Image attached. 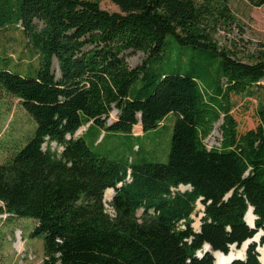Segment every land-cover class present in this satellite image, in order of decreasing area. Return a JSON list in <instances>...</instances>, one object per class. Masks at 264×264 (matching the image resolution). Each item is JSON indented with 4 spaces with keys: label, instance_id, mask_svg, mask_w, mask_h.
Wrapping results in <instances>:
<instances>
[{
    "label": "trees",
    "instance_id": "trees-1",
    "mask_svg": "<svg viewBox=\"0 0 264 264\" xmlns=\"http://www.w3.org/2000/svg\"><path fill=\"white\" fill-rule=\"evenodd\" d=\"M101 1L0 0V45L19 42L28 61L12 70L2 51L0 92L34 125L0 162V213L33 221L42 264H213L210 252L197 255L204 244L227 254L264 232V113L239 132L230 112L232 96L264 105V43L219 45L220 32L241 30L229 0H108L118 12ZM172 43L196 51L188 68L165 65ZM126 52L144 57L130 66ZM170 113L165 163L111 160L73 137L87 123L124 134L139 123L144 133ZM219 120V145L207 147ZM248 207L254 228L243 219ZM257 246L229 264H261Z\"/></svg>",
    "mask_w": 264,
    "mask_h": 264
},
{
    "label": "rangeland",
    "instance_id": "rangeland-1",
    "mask_svg": "<svg viewBox=\"0 0 264 264\" xmlns=\"http://www.w3.org/2000/svg\"><path fill=\"white\" fill-rule=\"evenodd\" d=\"M229 5L236 16L240 26V31L236 27L229 33L220 32L218 34L219 45H229L230 41H235L239 37L243 40L239 44V49L247 48L252 51L258 43H264V4L261 6H252L246 0H229ZM100 7L108 12H118V7L108 0H102ZM18 41V38L16 36ZM1 44V42H0ZM169 55L164 60L165 65H174L180 70L190 66L189 56L196 54L189 48H180L177 44L169 45ZM8 58V66L14 70L18 64L27 63V59L20 57L23 52L22 45L19 42L11 41L5 45H0V57L3 58V52ZM25 54V53H24ZM9 56V57H8ZM181 56V61L179 59ZM144 57L142 52H126V59L130 66L139 64ZM3 63L0 59V66ZM53 69L57 73V63L53 61ZM264 84V79L260 81ZM233 106L231 114L238 123L239 132L255 128L263 122L262 113L264 105L259 107L257 99L238 98L232 96ZM117 115L116 110H112L107 119L112 122ZM175 116L168 114L162 123L152 130L142 133L139 123L133 126L132 134L116 133L101 129L96 124L90 127L87 123L79 127L73 137L81 136L90 149L101 156L119 162L141 164L143 162L165 163L169 150V143L172 134V126ZM220 120L213 125L211 132L204 138L207 147L218 146L220 142ZM34 125L20 106L18 100L9 95L0 92V162L7 157L10 152L23 145L27 137L33 131ZM43 144V149L46 148ZM51 149L55 148V143H50ZM138 147H140L138 149ZM61 147H57L59 151ZM128 179V175L126 177ZM183 189V186H179ZM106 202L110 198L104 199ZM1 205V204H0ZM106 208L108 212L111 209ZM203 206L197 201L194 212L191 214L193 227L194 223H200ZM138 215L141 210L137 211ZM33 221L28 218H18L8 216L7 213H0V264H42L43 244L40 237H29V232L33 227ZM194 229V228H193ZM238 246L232 251H238ZM203 249L197 252L202 253ZM260 251H263L260 249Z\"/></svg>",
    "mask_w": 264,
    "mask_h": 264
},
{
    "label": "water",
    "instance_id": "water-1",
    "mask_svg": "<svg viewBox=\"0 0 264 264\" xmlns=\"http://www.w3.org/2000/svg\"><path fill=\"white\" fill-rule=\"evenodd\" d=\"M138 118H140V116L138 115ZM111 121L109 120V123H110ZM120 184H118L117 186H119ZM113 192H114V190H113ZM105 198V197H104ZM199 202H200V200H198ZM248 210H251L252 211V208L251 207H248V209H247V211L245 212V214H244V217H243V219H244V221H245V215H246V213L248 212ZM202 215H203V213H202ZM201 215V216H202ZM254 215V214H253ZM254 219H255V215H254ZM253 219V220H254ZM246 222V221H245ZM254 222V221H253ZM252 222V225H249L247 222H246V224L248 225V226H250L251 228H254V223ZM200 230V223H199V227H198V229L197 230H195L194 229V231L195 232H198ZM257 236V241H252V240H254V236ZM252 238H250V239H247L246 241H244L241 245H240V247H242L243 246V244H245V247H244V251H243V257L242 258H239V257H232L231 259H229L228 261H226L225 263H223V264H229L230 262H232L233 260H236V259H241V260H243L244 258H245V254H246V250H247V248H248V246H249V244L250 243H252V242H254V243H257L258 244V246L259 247H261L263 250H264V246H261L259 243H260V238H261V236L262 235H264V232L263 231H261V232H257L256 234H255ZM204 245H206V247L205 248H203V251H202V253H198L197 255L198 256H202L205 252H210L211 253V255L213 256V258H214V261H213V264H215V253L217 252V253H221L223 256H226V255H229V253L231 252V249H235L236 247H238L237 245H235V244H233V245H231L230 246V248H229V251H228V253L227 254H224V253H222V252H219V251H213V250H211L210 249V246L208 245V244H204ZM258 246L256 247V251H257V253H258V260L260 261V255H261V252L258 250ZM261 262V261H260ZM261 264H264V262H262Z\"/></svg>",
    "mask_w": 264,
    "mask_h": 264
},
{
    "label": "bare ground",
    "instance_id": "bare-ground-1",
    "mask_svg": "<svg viewBox=\"0 0 264 264\" xmlns=\"http://www.w3.org/2000/svg\"><path fill=\"white\" fill-rule=\"evenodd\" d=\"M113 194V189L111 188H108L105 190L104 192V197L106 198H110ZM111 199V198H110ZM253 219H254V215L252 213L251 210H248V212L246 213L245 215V221L249 224V225H252V222H253ZM199 227V224L196 222L193 224V228L195 230H197ZM261 232V231H260ZM254 240L252 241H257V236L255 235L254 237ZM206 245H203V248H205ZM244 247H245V244H243V246L241 247L240 250L238 251H232L234 249H231V252L229 253V255H226V256H223L221 253H215V264H223L225 263L226 261H228L229 259H231L232 257H239V258H242L243 257V251H244ZM260 249H262L261 247L258 246V250L260 251ZM263 250V249H262ZM261 252V255H260V261L261 263L264 262V250L263 251H260Z\"/></svg>",
    "mask_w": 264,
    "mask_h": 264
}]
</instances>
